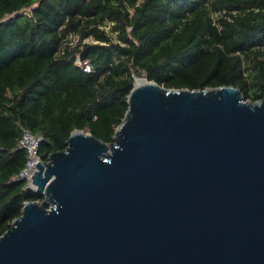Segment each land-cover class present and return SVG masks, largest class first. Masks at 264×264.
<instances>
[{
	"label": "water",
	"instance_id": "1",
	"mask_svg": "<svg viewBox=\"0 0 264 264\" xmlns=\"http://www.w3.org/2000/svg\"><path fill=\"white\" fill-rule=\"evenodd\" d=\"M135 79L110 143L35 164L0 264H264V96Z\"/></svg>",
	"mask_w": 264,
	"mask_h": 264
},
{
	"label": "trees",
	"instance_id": "2",
	"mask_svg": "<svg viewBox=\"0 0 264 264\" xmlns=\"http://www.w3.org/2000/svg\"><path fill=\"white\" fill-rule=\"evenodd\" d=\"M143 77L261 100L264 0H0V235L24 202L43 201L17 178L23 130L42 138L41 162L73 130L110 143Z\"/></svg>",
	"mask_w": 264,
	"mask_h": 264
},
{
	"label": "built area",
	"instance_id": "3",
	"mask_svg": "<svg viewBox=\"0 0 264 264\" xmlns=\"http://www.w3.org/2000/svg\"><path fill=\"white\" fill-rule=\"evenodd\" d=\"M75 64L80 67L84 72H92V65L88 62H82L79 59H76ZM42 141L41 137L33 136L30 132L23 130L21 137L18 141L17 147L21 150H24L26 153V162L23 169L18 174L17 178L20 180H25L26 185L30 189H34L29 185V181L32 180V174L36 170L35 164L41 162L37 150L40 142ZM32 183V181H31Z\"/></svg>",
	"mask_w": 264,
	"mask_h": 264
},
{
	"label": "bare ground",
	"instance_id": "4",
	"mask_svg": "<svg viewBox=\"0 0 264 264\" xmlns=\"http://www.w3.org/2000/svg\"><path fill=\"white\" fill-rule=\"evenodd\" d=\"M143 82H144V79H135V86H138V85L142 84ZM29 185L32 188H35V186L31 183V181H29Z\"/></svg>",
	"mask_w": 264,
	"mask_h": 264
},
{
	"label": "rangeland",
	"instance_id": "5",
	"mask_svg": "<svg viewBox=\"0 0 264 264\" xmlns=\"http://www.w3.org/2000/svg\"><path fill=\"white\" fill-rule=\"evenodd\" d=\"M106 28L109 29V26H107Z\"/></svg>",
	"mask_w": 264,
	"mask_h": 264
}]
</instances>
